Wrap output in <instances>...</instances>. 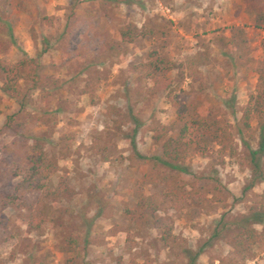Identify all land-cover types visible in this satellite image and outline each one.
<instances>
[{
	"label": "rangeland",
	"instance_id": "obj_1",
	"mask_svg": "<svg viewBox=\"0 0 264 264\" xmlns=\"http://www.w3.org/2000/svg\"><path fill=\"white\" fill-rule=\"evenodd\" d=\"M162 19L170 22L171 29L165 51L185 70L177 97L182 99L187 92L201 100L212 116L225 120L234 138V153L221 157L213 146L202 157L190 150L183 162L187 179L193 180L190 174L210 182L220 179L223 203L210 210L201 208L192 218L189 201L177 209L172 200L161 196L158 214L169 218L172 234L182 246L203 247L196 264L230 259V245L213 237L216 223L223 215L232 219L247 214L264 192V180L249 186L251 171L242 141L252 150L257 148V123L253 121V129L242 135L237 126L264 60V29L254 26L244 1L0 0V58L14 64L24 54L35 57L42 78L18 116L24 124L18 131L3 128L6 116L18 111L19 105L0 90V264H60L64 254L58 246L63 238L75 234L76 225L93 218L98 208L101 213L92 221L91 243L83 254L86 264L186 263L180 249L163 245L161 227L137 231L124 215L136 202L135 179L140 171L152 168L154 156L163 158L160 146L152 141L154 128L169 126L172 120L165 94L150 96L147 89L153 83L131 72L155 43L139 36L124 44L126 53L120 59L102 53L107 40L118 38L121 26L134 23L143 29ZM236 27L245 32L244 48L255 60L253 68L240 63L235 47L219 41L231 38ZM88 82L92 93L83 92ZM46 111L54 116L47 121L40 119ZM135 118L139 123L135 142L143 161L127 139ZM34 136L46 138L44 149L55 159L53 186L64 177L72 190L70 199L48 202L59 209L49 213L56 223L40 229H30L22 211L4 205V191L16 181L10 177L13 160L18 159L17 152L5 145L21 149L23 142L33 144ZM261 163L264 168V157ZM158 166L162 172L173 171L162 162ZM144 191L161 195L164 188L147 182ZM11 232L14 238L9 237ZM244 264H264V248Z\"/></svg>",
	"mask_w": 264,
	"mask_h": 264
},
{
	"label": "trees",
	"instance_id": "obj_2",
	"mask_svg": "<svg viewBox=\"0 0 264 264\" xmlns=\"http://www.w3.org/2000/svg\"><path fill=\"white\" fill-rule=\"evenodd\" d=\"M243 1L254 26L264 29V0ZM169 23L162 19L161 22L143 29L134 23H127L119 28L118 38H110L103 44L102 53L105 57L120 59L126 53L124 44L134 42L139 36L153 39L155 43L154 49L147 54L145 60L136 64L131 72L137 79L150 80L153 83V87L147 89L150 96L165 94L167 102L171 104L169 114L172 120L169 126L154 128L152 141L154 145L160 146L163 158L154 156L152 168L140 171V175L135 179L136 202L124 210V215L137 231L152 225L161 227L160 240L163 245L180 249L185 264H196L203 247L194 250L187 245L182 246L178 238L172 234L169 218L158 214L164 201L161 196L165 200H172L177 209L183 207L184 201H189L192 205L190 210L192 218L200 214L201 208L210 210L215 204L223 203L225 199L221 196L220 179L216 177L210 182L193 174H190L193 180L187 179L188 170L183 166V162L190 150L204 157L213 146H216L215 151L219 156L230 155L234 153V138L225 120L208 113L201 100L187 92L182 99L177 97L176 92L182 90L185 70L181 63L172 60L165 51L171 37ZM232 30L231 38L220 37L219 41L226 46L235 47L240 63L253 68L255 60L247 56L244 48L247 42L244 30L238 27ZM9 35L12 37V33ZM41 79L39 63L35 57L24 54L14 64L0 58V90L14 98L19 105L18 111L6 116L4 129L18 131L24 127L18 116L28 104L29 93L40 86ZM92 88V83L88 82L83 92L92 93ZM51 117H54L53 112L46 111L40 119L47 121ZM253 121L257 123V148L252 150L249 143L242 140L246 151L245 159L251 171L249 186L264 180V168L261 163L264 157V60L257 68L255 89L238 120V133L242 135L243 132L253 129ZM138 126L135 118L132 133L127 139L133 153L143 161L145 156L138 152L135 142ZM44 139L46 138L42 136H34L33 144L23 142L21 149H13L11 144L5 145V148L17 152L18 159L13 160L10 177L16 181L11 190L4 191V205L22 211L23 220L30 229L54 225L56 217L49 216V213L55 214V210L58 212L59 209L52 208L48 202L53 203L62 198L68 200L72 196V190L67 186L64 177L60 178L56 187L53 186L51 177L56 170V163L55 159L47 155L43 145ZM159 162L169 166L173 171L162 172L158 168ZM147 182L162 184L163 194H147L144 191V184ZM100 213V208L96 209L94 217ZM94 217L85 218L76 225L75 234L63 238L58 246L59 251L64 254L60 264H86L83 254L91 243L89 234ZM1 224L7 228L4 221H1ZM257 225L264 228V192L256 208L249 210L247 214L232 219L223 215L216 223L213 237L223 239L232 248L230 259H221L218 264H244L259 255L264 248V229L259 231ZM14 236V232L9 234L10 238ZM210 264L215 263L210 261Z\"/></svg>",
	"mask_w": 264,
	"mask_h": 264
},
{
	"label": "built area",
	"instance_id": "obj_3",
	"mask_svg": "<svg viewBox=\"0 0 264 264\" xmlns=\"http://www.w3.org/2000/svg\"><path fill=\"white\" fill-rule=\"evenodd\" d=\"M161 6V5H160ZM167 11H168V9H167Z\"/></svg>",
	"mask_w": 264,
	"mask_h": 264
}]
</instances>
